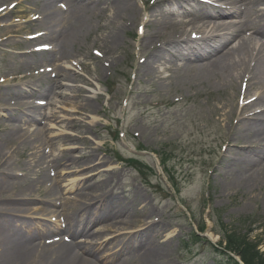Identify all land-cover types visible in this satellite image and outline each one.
<instances>
[{"label": "bare ground", "instance_id": "1", "mask_svg": "<svg viewBox=\"0 0 264 264\" xmlns=\"http://www.w3.org/2000/svg\"><path fill=\"white\" fill-rule=\"evenodd\" d=\"M56 1L23 2L31 6L33 16L38 15L36 20L30 18L26 26H31L30 29L40 34L37 39L24 42V45L29 48L38 42L47 43L41 44L38 52L29 54L27 60L31 62H23L24 67L20 71L26 79L30 72L33 76L18 94L35 97L16 99L10 104L16 110H12L13 114L8 118L22 120L24 124L10 123L8 131L3 134V138L0 137V264H156L157 258L164 254L163 250L149 243L150 238L146 240L145 233L128 230L123 222L128 216L115 217L120 213H113L107 196L85 193L100 186L96 187L90 182L93 177L68 184H64L66 179L56 180V187H51L53 180L50 181V177L54 172L60 177L61 167L67 170L64 176L70 174L68 154L76 149L59 148L58 142L66 138L67 132L63 131L71 124H68L66 117L58 115V110L62 108L59 98H52L51 94L45 96V88L53 84L67 86V91L61 93L66 101L76 99V96L82 100L81 104L77 101V105L73 102L71 107L76 105L77 109L87 113L99 114V108L91 102L92 99H103L99 89L97 97L89 98L85 96L87 90L84 88L71 87L64 82L75 81L90 87L100 84L102 76L107 75L118 63L114 52L123 43L122 34L142 25L145 31L137 46L142 61L138 64L137 78L162 83L170 77L183 89L194 91L189 97L207 96L212 118L216 117L217 122L229 127V135L224 138L231 137L236 145L241 142V146L247 147L232 155L230 162L237 165L246 162L237 174H240L239 188L254 190L261 180L264 181V43L261 42L264 38V0H222L229 8L220 10L222 12L217 14L216 19H203V12L194 0H141L145 10L134 0H65L69 6L68 12ZM164 1L171 3L165 7L158 6ZM104 5L108 7L104 8ZM228 15H234L236 20H222ZM95 29L102 31L103 35L95 38L97 40L93 41L92 47L89 44L83 51L88 61L72 62L73 67L59 64L55 69L42 70L40 65L49 62L48 57L51 58L52 54L58 55L56 63L68 60L71 56L76 57V49L85 41L86 34L93 33ZM20 31H24L22 26L18 27ZM247 32L253 36L232 42L233 38L245 36ZM193 34L201 37L193 40ZM47 44L50 47H46ZM170 52L173 53V66L165 57ZM96 53L102 54V58H97ZM100 62L105 64L102 66ZM80 69L88 72L90 78L81 75ZM51 70H55L53 72L56 74ZM4 78L0 77V80ZM198 87L202 91H197ZM3 95L4 91L0 89V108H10L6 106L7 99ZM37 98L40 100L37 101ZM141 101L137 99L133 105L143 106L145 102ZM44 108L46 116L43 120L53 124L46 123L44 128L39 129L31 120L36 119L34 114L40 117ZM77 109L75 114L79 113ZM1 110L0 123H3L6 115ZM93 120L96 123V119ZM81 123V128L87 130L89 124L85 121ZM132 128L140 129L136 125ZM50 130L62 133L48 135ZM140 131L141 136L147 138L146 143L160 141L158 138L150 141L153 137L147 134L151 131L150 127L141 128ZM216 140L221 141L222 137L218 136ZM175 141L178 142L177 139ZM91 145L88 143L86 147L89 151L82 149V154L88 162L87 166L91 165L95 171L98 162H102L93 157ZM258 145L259 149L255 148ZM48 148L52 152L46 157ZM57 151L60 154L57 155ZM255 152L258 153L256 160L251 157ZM17 154L25 159L23 163L26 164L15 171L12 159ZM94 159L97 163H94ZM74 160L75 157H72L71 161ZM28 171L37 176V183L15 179L17 175L14 173L21 172L26 176ZM87 175L84 172L83 176ZM238 182H231V187L236 189ZM37 189L43 191L40 198L31 194ZM133 198L137 200V197ZM53 206H59L55 219L63 220L65 224L64 228L54 227V232L48 223L52 220L44 218L54 211ZM132 206L123 204V211ZM68 208L74 210L75 214H70ZM102 220L111 223L95 227ZM34 222H38V225H33ZM62 233L69 235L72 242L67 243L65 239L42 242ZM79 237L84 239L77 240ZM104 249L107 251L105 254L114 255L118 251L127 257L117 259L119 255L107 256L102 253Z\"/></svg>", "mask_w": 264, "mask_h": 264}, {"label": "rangeland", "instance_id": "2", "mask_svg": "<svg viewBox=\"0 0 264 264\" xmlns=\"http://www.w3.org/2000/svg\"><path fill=\"white\" fill-rule=\"evenodd\" d=\"M134 1L139 3L138 0ZM11 5L17 6L11 9ZM164 5L165 1L158 4L160 7ZM2 7L10 8L11 12L5 17V12L0 13V77L6 76V82L0 80V89L4 91L3 97L7 99L6 106L10 107L2 111L6 117L3 118V123H0L1 138L8 131L10 123L24 124L22 120L8 118L13 114L12 110H16L11 108L10 104L16 99L26 100L34 97L30 94H18V91L26 86L30 76H33L29 71L28 79H18V73L24 67L23 62L28 61V54L36 50L34 46L33 49L27 48L24 42L29 36L37 33V30L25 25L34 14L29 4L18 5V0H0V8ZM107 7L108 5H104V8ZM21 26L24 31L18 32V27ZM140 26L122 34L123 43L119 50L114 52L118 63L107 75L102 76L100 84L90 87L75 81L64 82L71 87L84 88L88 92L85 96L89 98L97 97L92 93H97L99 89L104 95L103 99L91 101L99 108V114L77 109L76 102L81 104L82 101L80 96H76L78 100L71 98L66 101L58 92H66L67 86L54 84L50 87L52 93L58 95L60 100L59 106L62 108L58 110V115L66 117L68 124H71L67 130L60 128L61 131L64 130L63 133H67L66 138L58 142L59 148L76 149L68 154L70 174L64 176L67 170L61 167L60 177L56 172L50 177V181L53 180L51 187H56V180L66 179L64 184H68L71 181L79 182L93 177L90 182L96 187L100 186L85 193L107 196L113 213H120L116 214L117 217L128 216L123 218L128 230L136 229L138 232L147 228L144 238H150L149 243L161 248L164 253L157 258L156 264H226L222 249L218 250L216 247L214 250L209 245L219 244L220 233L226 239L233 240L234 236L242 238L236 240L235 249L242 252L250 262L255 254L253 246L256 242H261L259 249L264 254V181L261 180L255 190L245 193L238 187H231V182L239 180L240 174H237L242 169L241 165L245 166L246 163L232 164L231 156L247 147L241 146V142L236 145L231 137L224 138L229 135V127L227 128L225 123L217 122L216 117L212 118L207 96L196 99L189 97L194 91L183 89L175 79L167 78L162 83H157L155 80L148 82L147 79L137 78L138 64L142 62L137 48L143 34ZM102 35L103 32L97 29L93 33L88 32L85 41L76 49L77 58L71 56L61 63L73 67L72 62L88 61L84 53L85 48L89 44L92 47L93 41L97 40L95 38H101ZM99 55L97 58H102V54ZM172 55L171 52L167 53L166 60L171 62ZM55 57L52 56L50 62H44L42 66H49ZM105 62L100 63L103 66ZM79 71L84 77L90 78V74L84 69ZM13 74L16 78L10 83L8 78ZM173 89L176 90L175 93L172 92ZM197 91L202 90L198 87ZM137 99L145 104L133 105ZM73 102L76 104L74 108L71 107ZM75 109L79 110L78 114H75ZM89 117L96 119V123H93V119H88ZM82 121L89 124L87 130L81 128ZM48 124L52 125L53 122ZM133 125L140 129H133ZM37 126L41 129L46 124L40 123ZM147 127L151 130L147 134L153 135L150 141L158 138L159 142L146 143L147 138L141 136L140 130ZM61 133L50 130L47 134ZM218 136L222 137L221 141L216 140ZM88 143L92 144L93 157L102 162H98L95 171L91 165L87 166L88 162L82 154V149L89 151L86 147ZM51 152L52 149L48 148L46 157H49ZM56 154L60 152L57 151ZM72 157H75L74 161H71ZM24 160L19 154L14 156L12 162L15 164V171H18V167L24 168ZM94 160V163H97V160ZM84 172L88 175L83 176ZM27 174L25 176L21 172L14 173L17 175V181H39L33 172L28 171ZM95 176L97 177L94 178ZM31 194L40 198L43 191L37 189ZM133 197H137V200ZM123 204L134 206L123 211ZM53 209L54 211L44 218L53 219V222L48 223L54 228L59 226L61 220L56 219L58 222H54L59 206H53ZM68 212L75 213L70 208ZM37 216L39 215L33 217ZM103 221L106 220L100 222ZM198 226L203 234L196 236L193 233L197 231ZM62 238L61 235H54L53 239L59 241ZM53 239L43 242L48 243ZM68 239L71 240L69 237ZM103 252L105 254L107 251L104 249ZM120 253L115 251L114 255H105H119L117 259L127 257ZM128 262L131 263L132 260Z\"/></svg>", "mask_w": 264, "mask_h": 264}, {"label": "trees", "instance_id": "3", "mask_svg": "<svg viewBox=\"0 0 264 264\" xmlns=\"http://www.w3.org/2000/svg\"><path fill=\"white\" fill-rule=\"evenodd\" d=\"M233 240L231 239H227V243H228V246L229 247H232V249L235 248V242L236 240L238 239H242V238H236L234 236V238H232ZM244 243H247V241H244ZM255 249L257 250V245H254V251ZM242 253V252H241ZM242 258L245 260L246 264H264V257L262 256V254H260L258 251L255 252L253 258L251 259V261H247L246 258H244L245 256H243V253H242ZM227 259L229 261L230 264H237L232 258H230L229 256H227Z\"/></svg>", "mask_w": 264, "mask_h": 264}]
</instances>
